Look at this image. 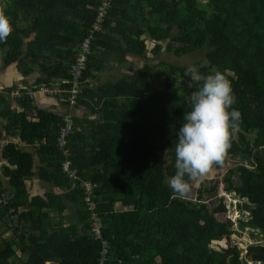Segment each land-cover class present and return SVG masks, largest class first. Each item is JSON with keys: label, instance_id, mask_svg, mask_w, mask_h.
<instances>
[{"label": "trees", "instance_id": "obj_1", "mask_svg": "<svg viewBox=\"0 0 264 264\" xmlns=\"http://www.w3.org/2000/svg\"><path fill=\"white\" fill-rule=\"evenodd\" d=\"M99 2L7 0L2 12L10 18L12 32L0 41V51L6 49L4 66L15 63L23 76L36 73L27 87L68 88L69 62ZM144 35L167 40L151 48L154 55L164 49L183 56L206 45L207 63H201L202 68L196 65L200 72L219 70L231 81L233 107L240 111L241 121L224 163L216 167L236 160L235 167L227 169L224 190L231 198L245 199L249 209L247 218L236 224L264 234V0H111L80 79L82 91L75 104L79 113L73 116L67 144L71 167L80 180L72 184L62 171L65 158L55 142L65 110L55 112L33 100H16L22 107L18 111L6 95L16 86L0 91V137L20 142L8 141L1 149L8 163L1 173L11 190L0 184V209H4L0 221L6 215L5 223L14 225L5 229L15 236L1 240L0 264H14L10 260L18 252H28L24 264H98L102 240L90 229L81 181L93 184L91 198L107 242L104 264H246L236 245L211 246L227 238L233 227L221 199L210 209L200 200L201 189L190 201L166 182L175 174L173 146L196 90L195 85L188 86L191 80L184 74L191 64H163L164 81L155 103L147 99L149 64L91 85L98 72L109 68L106 61L115 66L127 55L144 56ZM61 95L67 93L46 96L64 106ZM34 176L64 189V194L30 196L25 180ZM215 189L213 185L204 191ZM8 192L12 196L3 204L2 194ZM116 203L123 209L114 211ZM68 218L72 223L63 226ZM256 235L253 242H260ZM245 255L254 262L264 261V243L249 244Z\"/></svg>", "mask_w": 264, "mask_h": 264}, {"label": "clouds", "instance_id": "obj_2", "mask_svg": "<svg viewBox=\"0 0 264 264\" xmlns=\"http://www.w3.org/2000/svg\"><path fill=\"white\" fill-rule=\"evenodd\" d=\"M11 32L10 18L0 12V41H6ZM184 74L190 77L188 86L195 85L196 90L174 142L175 174L166 181L179 194L190 191L192 182L224 163L241 121L240 111L233 107L236 97L231 81L223 72L202 74L196 65H189Z\"/></svg>", "mask_w": 264, "mask_h": 264}, {"label": "rangeland", "instance_id": "obj_3", "mask_svg": "<svg viewBox=\"0 0 264 264\" xmlns=\"http://www.w3.org/2000/svg\"><path fill=\"white\" fill-rule=\"evenodd\" d=\"M6 1L7 0H0L3 8L6 5ZM146 41L148 40L146 39ZM146 45H147V50L145 51V55L143 57L132 58V59L128 57L126 63L115 65V66H113V64H111L110 62L104 61L105 65L109 66V68L97 73L96 74L97 79H94V78L91 79L92 87L108 79L116 80L122 76H126L127 74H130L133 70L138 69L142 65L149 64L152 67V72L150 73V78H149V83H148L147 99L150 102L155 103L158 101V98L160 97L161 88L163 85L162 82L164 81L163 80V77L165 74L164 66H163L164 63L177 65V66H185L189 64L200 65L201 63H205V64L207 63L205 60V54L208 50V47L206 45H204L201 49L193 53L183 55V56H175L172 53L166 52L164 49H161V51H159L158 53L154 55L149 52V46H150L149 43L146 42ZM5 52H6V49H3L2 51H0V73L8 72L12 74L17 69L16 64L12 63V64H9L8 66H4L3 57H4ZM34 67H35L34 69H37L36 66ZM34 75H36V73L32 74L31 77H33ZM21 84L26 85L25 89L28 88L27 83L23 82ZM22 85L19 84V86H22ZM33 104H35L34 101H33ZM47 106L50 107V105H47ZM47 106H44L43 108L51 110L50 109L51 107L49 108ZM2 123H4V121H2ZM13 140L18 141V138H13ZM14 143H19V141L14 142ZM25 148H28L26 150L30 152V154L33 155L32 149H30L29 147H25ZM235 164H236V160L229 159L227 163H225V165H223L222 167H219V168L214 167L213 170L209 174H207L205 177L192 182L190 191H188L187 193L179 194L175 191L174 192L181 195L185 199H189L190 201H195L197 198L198 190L201 189L203 193L200 196L201 198L200 200L206 203V205L210 209L215 207L220 202V199H221V201L225 204L227 216L231 217V220L233 221V227H232L231 233L229 234L227 238H222L220 240L214 241L212 242L211 246L218 249V247H227V246L236 245L238 247L237 249L240 251V257L243 259V262H245L246 264H264V261L254 262L248 256L245 255L246 247L249 244L251 243H262L263 244L264 243V234H261L258 230L248 229V228L241 227L236 224L237 219L247 218L249 209L246 208L244 205H247L248 202L245 199H239L237 196H236V200H233L229 192L224 190V187L226 185L224 177L226 175L227 169L229 168L233 169L235 167ZM0 167L2 168V166ZM167 180H168V177L166 178V181ZM233 180L235 182L238 181L237 172H234ZM213 185L216 186V189L214 191H206ZM204 189L206 190L204 191ZM40 191H43V190L40 189ZM27 192H28V189H27ZM29 192L28 193L30 196H32L31 194H35L34 191H32V186L29 188ZM64 192H65L64 189H58V188H56V190L54 191V193L58 195L64 194ZM122 209L123 208L120 205V203L115 204L114 211H119ZM0 210L3 211L4 209L1 208ZM65 212L66 213L69 212V208ZM6 217H7L6 215H3L2 219L4 221H0V234L1 235H3L4 232L6 231H8V233H13L11 229L10 230L5 229V227L7 228L11 225L12 226L14 225V223L12 224L10 222L5 223ZM71 223H72V219L68 218V220H65V222L63 223V226H68ZM89 225L91 227V221ZM256 234H258L257 239H259L260 242H253L254 241L253 239H255V237L257 236ZM27 255H28V252H26L23 256H19V257L13 256L10 261H13L14 264H24L27 260ZM228 259L229 257L227 258V260ZM47 264H54V263L50 262Z\"/></svg>", "mask_w": 264, "mask_h": 264}, {"label": "built area", "instance_id": "obj_4", "mask_svg": "<svg viewBox=\"0 0 264 264\" xmlns=\"http://www.w3.org/2000/svg\"><path fill=\"white\" fill-rule=\"evenodd\" d=\"M111 0H100L99 4L96 7V12L93 18V21L91 22L89 28L87 29L86 35L82 38L80 41L74 56L70 60L69 65V74H70V86L65 89L59 88L57 85H54L53 88H49L48 86L41 84L37 86V88L33 89H25L19 85H17L14 88H11V90L6 94L7 98L11 101V107L14 109H17L18 111L22 110V107H20L16 100H33L37 94L48 96L52 94H58L61 93H67V96L60 97V102H64V106L68 110H66L62 114V124L58 128L56 134H55V142L56 145L61 152V154L64 155V160L61 163V169L66 175L69 177V180L73 184L75 181L80 180L79 176L77 175L76 169L71 167L69 155L70 150L67 147L69 136L72 132L73 128V116L75 114V104L77 103L79 94L82 91V86L80 83V79L82 78L83 71L87 68V62L89 59V56L92 53V44L94 35L96 32L102 30V25L104 23V19L108 13V9L110 7ZM63 82V81H62ZM44 139L42 140V142ZM244 165H247L244 163ZM80 187L83 189L84 192V201L87 204V209L90 212V220H91V231L94 234V237L96 239L102 240V248L100 250V257L98 260V264H104L106 258V252H107V242L102 239L101 236V228L102 224L100 221V216L95 212L96 204L92 200V188L93 184L89 181H81L79 183ZM11 193L8 192L7 195L2 194V203L5 204L7 202V199L10 198Z\"/></svg>", "mask_w": 264, "mask_h": 264}, {"label": "crops", "instance_id": "obj_5", "mask_svg": "<svg viewBox=\"0 0 264 264\" xmlns=\"http://www.w3.org/2000/svg\"><path fill=\"white\" fill-rule=\"evenodd\" d=\"M149 3L153 0H148ZM2 3L0 2V12H2ZM143 38L145 39V43H149V52L151 53V48L155 45V44H165L167 40L162 41V42H158L156 40L150 39L148 37H146L145 35L143 36ZM146 39L148 41H146ZM146 50H147V45H146ZM152 54V53H151ZM145 55V53H144ZM139 58V57H143V56H136V55H127L125 58V62H127V58ZM99 73V72H98ZM97 79V78H95ZM33 80V78L30 76H23L22 74L19 73V71L16 69L12 74L8 73V72H1L0 73V91L3 90L4 88L7 87H12V86H17V85H22L21 83L23 82H31ZM27 89H30V87H28ZM34 103L38 106V107H44L47 105L51 110L58 112V111H63V110H68L66 107H63L61 104H59L54 98H49L47 96H43V95H36L35 98L33 99ZM81 112V111H80ZM79 113V111H75V114ZM8 141H12V142H18L16 140H13V138L9 137V136H5L2 135L0 137V166H4V165H8L7 161L1 156V149L2 147L8 142ZM20 143V142H19ZM1 169V167H0ZM0 184H1V189L3 190H11V187L8 184V179L1 173L0 170ZM26 188L28 189L29 192V188L32 186V191H34L35 194H38L40 196L44 195V193L46 192H53L56 190V187H54L53 185L46 183L42 180H40L37 176L32 177L31 179H27L26 182ZM53 188V189H52ZM40 189H42L43 191H40ZM42 192V193H41ZM30 193V192H29ZM35 194H31V195H35ZM56 194V193H54ZM7 234V235H6ZM14 234L12 233H8V231L4 232L3 235L0 234V241L3 239H7L10 240L12 238H14ZM25 254V253H24ZM21 252H18V254L16 255V257L18 256H23L24 255ZM50 263V262H48Z\"/></svg>", "mask_w": 264, "mask_h": 264}, {"label": "bare ground", "instance_id": "obj_6", "mask_svg": "<svg viewBox=\"0 0 264 264\" xmlns=\"http://www.w3.org/2000/svg\"><path fill=\"white\" fill-rule=\"evenodd\" d=\"M226 195H227V194H226ZM233 200H236V199L233 198Z\"/></svg>", "mask_w": 264, "mask_h": 264}]
</instances>
